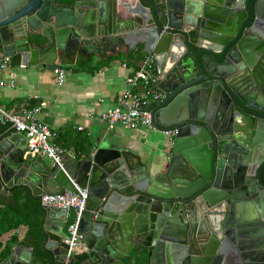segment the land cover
Listing matches in <instances>:
<instances>
[{
	"label": "water",
	"instance_id": "95a60500",
	"mask_svg": "<svg viewBox=\"0 0 264 264\" xmlns=\"http://www.w3.org/2000/svg\"><path fill=\"white\" fill-rule=\"evenodd\" d=\"M123 45L154 55L161 97L145 109L166 154L103 131L60 167L17 131L0 142V192L88 189L71 264H264V0H0L1 62ZM42 210V253L7 264H63L71 210Z\"/></svg>",
	"mask_w": 264,
	"mask_h": 264
},
{
	"label": "crops",
	"instance_id": "0c3cea01",
	"mask_svg": "<svg viewBox=\"0 0 264 264\" xmlns=\"http://www.w3.org/2000/svg\"><path fill=\"white\" fill-rule=\"evenodd\" d=\"M103 50L71 49L65 59L59 58L56 67L65 72L63 85L57 83L54 68H46L42 62L24 67L19 57L4 59L2 62L6 61L7 66L0 70L1 107L9 113L20 112L22 108L35 111L38 120L56 131L55 142L67 150L68 158L74 152L77 154L74 159L82 158L93 150L96 137L109 131L129 148L141 154L152 153L160 159L167 150L162 134L150 124L136 128L117 124L109 129L100 116L115 107L129 89L127 77L144 53L127 45L117 51ZM153 71L157 72L156 61ZM14 132L17 130L10 123L0 120V142ZM71 212L70 222L76 216L73 209ZM42 218L40 199L31 197L28 191L0 192V264H7L12 255H21L32 246L36 247L35 253H42L40 245L45 240Z\"/></svg>",
	"mask_w": 264,
	"mask_h": 264
},
{
	"label": "built area",
	"instance_id": "2783aa9c",
	"mask_svg": "<svg viewBox=\"0 0 264 264\" xmlns=\"http://www.w3.org/2000/svg\"><path fill=\"white\" fill-rule=\"evenodd\" d=\"M154 63L153 54L145 55L137 68L127 77L129 89L123 94L117 105L100 114L109 129H113L117 124H126L132 128L144 124L151 125V113L145 109V106L150 101L161 97L158 89L159 75L153 71ZM6 66V61L1 62L0 70ZM54 73L57 83L63 85L65 82L63 68L55 67ZM0 120L3 123H10L17 131L24 132L28 136L26 153L33 156H44L50 159L54 165L63 166L64 160L67 158V150L55 142L56 131L47 123L38 120L35 111L22 108L20 112L9 113L0 104ZM71 180L73 181L72 178ZM73 183L77 192L67 189L64 193H44L40 198L44 206L75 211V219L69 223L67 228L68 249L63 264H71L75 254H81L87 250L85 243L81 242L82 234L78 227L82 212L86 208L89 191L74 181Z\"/></svg>",
	"mask_w": 264,
	"mask_h": 264
},
{
	"label": "rangeland",
	"instance_id": "374dc122",
	"mask_svg": "<svg viewBox=\"0 0 264 264\" xmlns=\"http://www.w3.org/2000/svg\"><path fill=\"white\" fill-rule=\"evenodd\" d=\"M161 136H162V138H166L165 135H163V134H162ZM71 213H72V212H71Z\"/></svg>",
	"mask_w": 264,
	"mask_h": 264
},
{
	"label": "trees",
	"instance_id": "16d2710c",
	"mask_svg": "<svg viewBox=\"0 0 264 264\" xmlns=\"http://www.w3.org/2000/svg\"><path fill=\"white\" fill-rule=\"evenodd\" d=\"M42 231H43V227H42ZM1 245V244H0Z\"/></svg>",
	"mask_w": 264,
	"mask_h": 264
}]
</instances>
